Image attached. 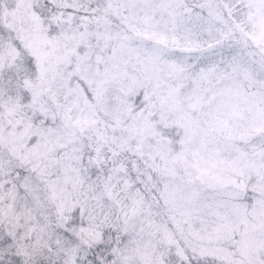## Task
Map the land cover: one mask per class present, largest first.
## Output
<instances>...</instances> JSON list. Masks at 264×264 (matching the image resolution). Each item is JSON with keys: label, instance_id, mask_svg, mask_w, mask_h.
<instances>
[{"label": "snow or ice", "instance_id": "snow-or-ice-1", "mask_svg": "<svg viewBox=\"0 0 264 264\" xmlns=\"http://www.w3.org/2000/svg\"><path fill=\"white\" fill-rule=\"evenodd\" d=\"M0 264H264V0H0Z\"/></svg>", "mask_w": 264, "mask_h": 264}]
</instances>
